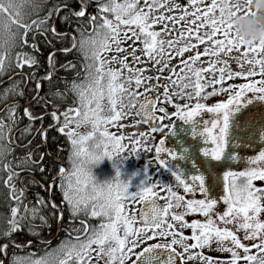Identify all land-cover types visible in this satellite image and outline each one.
<instances>
[{
	"label": "snow or ice",
	"instance_id": "6c2138e0",
	"mask_svg": "<svg viewBox=\"0 0 264 264\" xmlns=\"http://www.w3.org/2000/svg\"><path fill=\"white\" fill-rule=\"evenodd\" d=\"M90 3L91 0H80L79 3L64 0L63 3L49 8L43 20L23 22L22 9L25 4H30L35 11L43 6L42 0H0V72L5 69L10 50L17 45L27 47L31 38L32 48H36V32H47L45 24L50 19L57 18L52 13L64 12L67 15L62 19L69 22H91L93 25L91 35H82L80 40V49L86 56L88 50H91L92 63L88 65L87 82L71 83V91L79 100L78 106L68 107L60 113L64 119L60 122L59 131H66L72 145V168L69 170L61 167L58 174L60 183H56L57 176H52V187L46 191L52 195L56 187L60 188L73 218L79 213H84L86 216L100 219V223L91 229L82 221V232L80 228L73 229L79 233L77 236L66 237L60 245L45 250L38 258H33L32 253L24 256L14 255L8 260V264H98L101 260L104 264H128L129 257L132 256L135 259L131 260V264H195L196 261H199V264H238V261H243V264H264V218H261L264 217V187L258 188L253 183L258 178L264 180V146H261L264 145V35L255 41H245L235 34L232 26L236 16H257L264 13L251 8L248 0H211L208 3H203V0H188L186 5L182 0L179 3L172 0L170 5L169 0H153V3H146L148 11H144L137 0H96V15L88 13ZM73 4L74 8L70 7ZM154 7L165 10L183 9L180 19L187 18L190 7L194 20L189 23H196V28L204 31L200 34L189 29L188 32L182 31L181 37L190 35L195 36L197 43L206 42L204 54L209 57L218 54L228 57L235 50L237 55L232 58L241 66L240 70L233 72L228 68L227 59H210L207 68L196 67L195 63L182 60L184 74L175 73L173 68L172 72L177 78L171 80L169 77L173 85L179 86L178 89L174 88L170 93L166 84L151 85L152 90L163 87L164 102L159 107L157 100L161 93L158 91L155 99L151 95H143L137 100L142 94L132 88V81L134 80L136 88H139L142 81L151 77L141 75L144 68L130 67L124 53L131 55L133 62L140 63V56L136 55L139 49L142 57L154 62L152 71H156V64L163 68V61L170 59L164 56L165 45L169 51L177 47L176 38L165 39L167 24L159 31L152 30V26L158 23L175 22V16H165L163 11L154 15ZM100 14H103V19L97 23L96 21L101 19ZM108 14H111L113 19H109ZM13 25L16 26L15 31ZM121 31L125 33L123 38L119 35ZM52 32L61 37L62 41L67 40V32H59L55 27ZM129 32L131 37L135 38L133 44L136 41H140V44L122 49L121 39H130ZM113 44L118 55L104 59L101 54H106ZM75 46L73 37L72 48ZM188 46L189 43H182L178 52L183 53ZM72 48L65 47L61 53L71 55ZM175 54L176 52H173V55ZM200 56L201 53L197 52L189 56L188 60L195 62ZM48 59L49 65L44 68L47 75L35 80L31 89L37 92V96L32 100L38 102L43 99L38 95L43 84L53 78L54 54L49 53ZM109 61H118L120 67H108ZM16 62L21 68L18 74L22 77L25 76L23 66H31L33 78L36 77V68L41 67L35 58H24L22 53H17ZM61 67L72 69L73 66L65 62ZM209 70L218 72L219 75L205 82L204 74ZM257 73L261 77L258 80L255 79ZM232 75L245 77L246 82L228 84L227 88L217 87ZM24 83H27V80ZM20 84L21 81L11 82L0 90V102H3L0 112L4 113L0 116L2 140L9 139L13 124L17 121L18 105L14 97L24 95ZM125 84L128 86L125 87ZM209 84L213 87L211 91H206ZM189 88L192 91H185ZM149 92V88H144L145 94ZM217 93L221 94V98L214 103L202 102ZM52 95L60 97L62 93L57 91ZM125 95L131 98L128 107L139 103L137 114L143 115L144 123H159V127H150L147 132H140L136 138H129L132 153H136L141 147L146 152H151L154 147L155 156L149 159V163L154 159L158 164L154 183L148 164L131 172L122 169L123 161L119 154L128 149V144L123 142L126 137L123 132L117 135L108 130L124 115ZM105 97L108 102L107 115L104 114ZM181 97L184 103L179 102ZM193 97L195 103H192ZM32 100L26 102L28 106L24 108L23 114L29 119H42L43 114L41 117L33 116ZM164 103L172 104L175 111L169 112ZM52 106L55 110L50 115L57 119L59 109L56 105ZM157 111L160 115L156 114ZM202 112L211 114V118L203 119ZM167 117H179L185 124L191 125V136L199 135L205 144L211 142L210 148L199 147L203 159L197 154L196 147L191 151L187 147H182L180 151L174 147H165V136H161L158 143L149 142L152 132L164 128L168 129V133L176 134L171 125L161 123ZM196 117L199 119H194ZM81 120L91 125V130L85 134L76 130ZM71 124H75L76 128L69 127ZM123 127V124L119 125V129ZM27 130L25 127L22 131ZM141 137L144 138L143 144ZM227 143H231L233 147L225 153ZM237 146L253 150L259 147V151L254 156L245 158L238 154ZM9 151L11 149L7 144H0V159ZM162 154L166 155L162 157ZM104 157L112 160L115 175L106 181H96L91 173V166ZM209 157L211 159H207ZM242 159H247L248 166L241 171L231 170V167L223 171L222 194L215 195L219 184L213 183L211 176L206 180L209 169L205 164L214 169L223 168L227 161ZM178 161L186 163L181 166ZM21 162L28 165L35 163L31 160V153H26ZM17 166L19 167V162ZM4 168L8 173L4 183L10 185L9 195L12 201L16 202V206L10 204V215L5 213L0 217V236L11 241L13 237L10 233L18 228H43L48 225L50 219L58 225L64 223L63 209L55 203L50 205L51 216L47 213L41 214V209L35 206L29 208L27 204H24L23 212L18 211L19 202L24 197V189L21 188L20 195H16L17 186L14 181L20 177V173L14 172L11 164H5ZM161 169L170 174L167 182L159 175ZM41 171L45 169L42 168ZM23 182L21 179V184ZM133 188L135 190H132ZM174 188H182L185 194L198 191L203 198L185 199V196ZM45 199L37 194L36 203L47 208L49 205L45 204ZM218 199L226 205L223 211L216 210ZM160 200L164 203H159ZM132 203L141 205L138 214L135 208L131 212L128 211L126 205ZM185 212L199 213L203 219H193L189 223L185 220ZM29 217L38 218L40 223H33ZM187 228L191 229L192 243H187L188 238L184 234V229ZM121 230L123 234H120ZM240 230L243 231V239L247 243L241 242L238 235ZM213 244L218 251L231 255L221 260L196 251L198 248H210ZM11 246V243L0 244V254H6ZM177 247L182 251H178ZM250 249H255L256 252ZM0 264H4V261L0 260Z\"/></svg>",
	"mask_w": 264,
	"mask_h": 264
},
{
	"label": "trees",
	"instance_id": "16d2710c",
	"mask_svg": "<svg viewBox=\"0 0 264 264\" xmlns=\"http://www.w3.org/2000/svg\"><path fill=\"white\" fill-rule=\"evenodd\" d=\"M43 6L35 11L32 9L30 4H25L22 9V18L23 22H30L31 20H43L45 15L48 13V9L56 5L57 3H63L64 0H42ZM80 0H74V3H79ZM96 0H91L87 11L89 14L96 15L95 11ZM70 7L74 8V4L70 5ZM53 16L57 18L55 20H49L45 24V28H47V32L45 31H37L36 32V48H32L33 40L29 38L28 46L22 47L17 45L13 49L10 50L8 59L6 61V66L4 71L0 72V90L7 87L11 82L21 81L20 89L23 90V96H15L14 99L17 101L18 105V113H17V121L13 124L11 135L8 140L0 139V144H7L8 148L11 151L7 152L3 159H0V217H2L5 213H9V205L16 206V202L12 201L10 192V185L4 183V181L8 178L7 170L4 168L5 164H11L14 172L22 173L29 169L33 172V175L37 178V166L36 165H28L21 162V158L25 156L26 153H31V160L38 161L41 159V156L44 155L43 142H42V134H46V149L48 151L47 155H44L42 159L45 161H52L53 158L59 159L61 161H71L70 160V151L67 153L60 152L54 148L53 141L55 138H61V134L56 133V127L53 126L54 119L50 115V113L55 110L52 105L54 102H58L62 98L65 97L64 93L67 92L68 83L71 80V77L68 79L65 77L66 74L73 73V71H66L61 67V64L68 60L69 58L77 57L82 61L86 62L87 66L92 63V60L85 55L84 51L80 49V40L83 37H88L93 31V25L91 22L84 21H72L69 22L67 19H62L67 14L61 12L59 14L52 13ZM101 15V19L97 20V23L102 22L103 14ZM109 19H113L111 14H108ZM13 30H16V26L13 25ZM53 27L57 29L59 32H67L68 37L66 41H62L61 37L54 35L52 32ZM134 27V26H133ZM35 29V25L33 26ZM22 32V30H21ZM73 37L77 42V47L72 50L71 55H64L61 53V50L65 47L70 48L73 44ZM90 50V49H89ZM88 50V52H89ZM17 53H22L24 58L29 56L35 58L37 62L41 65V67L36 68V77L33 78L31 75V66L25 65L23 66L25 76H20L18 73L21 71L20 66L16 62ZM49 53L54 54V59L52 63L54 64L53 68V78L50 82H45L42 86V89L39 91V97L43 98L41 101L32 100L33 97L37 96V92L31 91L34 87L35 80H39L41 77H45L47 73L44 71L49 65ZM27 80V83L24 81ZM57 91L62 93V96L57 97L52 95V93H56ZM32 100L33 108L32 114L34 117H41L43 114V118L29 119L28 116L23 114V110L27 107V101ZM0 108H3V102H0ZM4 113L0 112V116H3ZM27 127V131H22ZM45 128V132H44ZM33 150H32V149ZM32 150V151H31ZM19 162V167L17 166ZM51 168V167H50ZM49 170V168H46ZM58 171V166L53 164L52 169L48 171L45 175V178L48 180L52 176H54ZM32 175V176H33ZM33 176V177H34ZM18 178H15V184L17 186L16 195L19 196V184L17 182ZM46 180V181H47ZM25 187H28L29 184L33 181L30 178H24L23 180ZM36 196L32 197V201L27 202L30 198V195L27 192H24V197L19 202L18 211L22 212L24 204H27L29 208L36 206ZM40 196V195H39ZM40 197H45V191L41 194ZM33 223L37 222V218L33 219L29 217ZM36 233H39L38 235ZM13 237L11 241V247L7 250L6 254H3L5 258L8 260L14 255L24 256L28 253L33 254V258H38L43 252L49 248H55L53 243L44 244L41 242L42 239H49L52 236V233L47 234L42 232L40 229H29L28 227H24L21 230H15V232L10 233ZM4 236H0V244L4 243ZM31 241V243H29ZM23 244H26L22 246ZM19 246V247H18ZM1 257V255H0ZM1 260V258H0ZM8 264V262H7Z\"/></svg>",
	"mask_w": 264,
	"mask_h": 264
},
{
	"label": "flooded vegetation",
	"instance_id": "af4514ba",
	"mask_svg": "<svg viewBox=\"0 0 264 264\" xmlns=\"http://www.w3.org/2000/svg\"><path fill=\"white\" fill-rule=\"evenodd\" d=\"M170 2L171 1L169 0V5L171 4ZM178 2H181V0H178ZM182 2L186 5L188 3V0H182ZM208 2H211V0H203V3H208ZM200 6L202 7V4ZM188 9H190V7ZM193 19H194V17H193ZM198 30H199L200 34H202L204 31V29H198ZM121 33H124V32L121 31ZM128 34L131 35V32H129ZM188 36H190V35H188ZM184 37L179 38V41H180L179 46H181L182 43H185ZM190 37L193 38L194 36H190ZM133 39H135V38L133 37ZM169 39H172V38H169ZM136 42H137V45L140 44V41H136ZM75 45H76L75 46V48H76L77 47L76 40H75ZM205 46H206V42L202 44V43H197V41H196L194 48L191 49L192 53H190L188 48H185V51L183 53H180V60L183 59V61H186L187 63H195L196 67L207 68L208 62L210 61V59H217V60L227 59L228 60V64H227L228 68H231L233 70V72L240 70L241 66L238 65L236 60L232 58L233 56L237 55L235 50H233L232 53L229 54L228 57H224L223 55H219V54L215 57H209L207 54H204ZM141 47H142V45H141ZM70 48H72V46ZM75 48H72V50H74ZM138 52L140 53L139 49H138ZM168 52L170 53V51H168ZM197 52L201 53V56L199 58H202V60L199 61V58H198V60L195 62L189 61L188 57L195 55ZM172 54H173V52L171 53L170 59L167 60V62L169 64L170 63L174 64L176 62V60L173 59L174 57L172 56ZM176 57H177V55H176ZM65 62L71 63L73 67H72V69H68V68L64 67V69L66 71H73V73H69V74L65 75V77L67 79L69 77H71V80L68 83L69 84L68 85L69 90L67 92L65 91V93H64L65 97L62 98L61 100H59L58 102L53 103L56 105V108L59 109L57 119H54V127H56L55 131H56V133L61 134V138H59V139L55 138V140L53 141V144H54V148L56 150H58L60 152L67 153L68 151H70L71 142L68 139L66 131L65 132L59 131L60 122H62L64 119V117L62 115H60V113H63L65 111V109H67L68 107L75 108V106H76V94L71 91V83L73 81H75V82H81L83 80L86 81V73L89 71V69H88L86 62L82 61L81 59H79L77 57L69 58ZM65 62H63L62 64H65ZM127 62L130 63L131 59H128ZM138 67L141 68L140 66H138ZM217 67H219V65H217ZM183 68H184V65L181 66V69L178 70L176 73L183 75L184 74L182 72ZM169 75L171 76V72L169 73ZM218 75H219L218 72L213 73V72H211V70H209L207 73L204 74V81L205 82L210 81L214 76H218ZM176 78L177 77L175 74L171 76V80H175ZM260 78H261L260 74L257 73V75L255 76V79L258 80ZM193 79H194V77H193ZM246 79L247 78H245V77H237L235 75H232V76H229L227 80L222 81L221 85H217V87L223 86L224 88H227L228 84L237 85L239 83L246 82ZM171 80H169V82H168V85H170V86L173 85L171 83ZM175 86L179 87L178 85H175ZM212 87H213V85L209 84L206 91H211ZM185 91H192V89H190V88L185 89ZM146 95H152V96L156 97V94H146ZM220 98H221V94L217 93L215 96H211V97H208L206 100H202V102L211 104ZM225 98H226V95H225ZM139 99H141V98H139ZM180 99H182L183 103L185 102L182 97ZM193 101L196 102L194 97H193L192 103H194ZM162 102H164V99L159 98L157 100V106L161 105ZM164 106L167 108V110L169 112L175 111V108L173 107L172 104L164 103ZM138 107H139V103H137V109H138ZM137 109L132 116L133 117L132 125L135 127V129H137V133H138L137 136L139 135L140 132H147V130L150 127H153V126L159 127V123H155V125L153 122L147 123V124L144 123V121L137 114ZM156 114L160 115V113L158 111ZM202 116H203V119H205V120H209L211 118V114H206V112H202ZM194 119H199V117H196ZM137 122H139V123H137ZM161 123H163L165 125H171V127L175 130L176 134L172 135L171 133H168L167 128H164V129H161L160 131L152 132L150 137H149V142H151L153 144L157 143L156 142V136H154V135L157 134V132H158L161 134V136H165V147H174V148H176L177 151H180L182 147H187L189 149V151H191V149L193 147H196V152L202 159L204 157H203L202 153H199V147H203V146H207L209 148L211 147L210 141L207 144H205L203 141V138L200 137L199 135L191 136L190 135L191 125L185 124L184 121L179 119V117H167ZM44 132H45V128H44ZM161 136H160V138H161ZM140 140L142 141V144H143L144 138L141 137ZM177 141H182L183 143L178 144ZM42 142H43L44 155H47L48 157H50L48 155L49 153L46 149V134L44 135V133L42 134ZM141 149H142V151H141L142 154H140L141 160H137V164L135 163L134 168H131V171L136 170V169H141L145 164H148L150 175H152V182L154 183L155 182V175L154 174H156V168L158 167V164L154 159H152L151 162L149 163V159L154 158L155 149L153 147V150L151 152H146L143 149V147H141ZM224 151H225V148H224ZM258 151H259V149L256 150L255 153L251 156H254ZM130 154H131V157L136 158L134 153L130 152ZM44 155L41 156L40 160L34 161L35 163L31 164V165L37 166V171H36L38 174L37 178L33 175L32 171H30L29 169H26V171H23L22 173H20V177L18 178L17 182L19 184V190L21 188H23L24 192H27L30 195V198L28 199L27 202L32 201V197L35 196L36 194H39L41 196V194H43V192L45 191V198H46L45 204L49 205V207L45 208L42 205L36 203L37 208L41 209V214L47 213L48 216H51L52 212L50 209V205L53 203L59 205L63 209V213H62V218L64 220L63 224L58 225L57 222H54L53 220L50 219L48 221V225L44 226L43 228H38L44 233H47V234L52 233V236L49 239H42L41 242L46 244V245L53 243V246L56 248L58 245L61 244V242L66 237L72 238V237H75L79 234L78 232L73 231V229L80 228L81 232L83 231V228L81 225L82 221H83L84 225H87L89 227V229H91L92 227H94L100 223V219L97 217L86 216L84 213H79L75 216V218H73V214L68 209L67 202L64 201L63 192L58 187H56L54 189V193L52 195H49V193L46 191V189L52 187V183H51L52 177L47 180L45 178V176H46L45 174L52 169L53 164H56L58 166V171L55 174V176H57L56 183L59 184L60 183L59 177H58L59 169L61 167H63L65 169L71 170L72 161H66V160L61 161V160H59V159L57 160L55 158H53L52 161H45L44 159H42ZM165 155L166 154H162V157ZM248 156L249 155H247V153L244 155L245 158ZM207 159H211V158L209 157ZM222 159H223V157H222ZM54 162H56V163H54ZM178 162L181 164V166H184L186 163L184 161H178ZM214 163H219V162H214ZM247 166H248L247 159L230 160V161L226 162L225 167L215 168V169L211 168L206 163L205 167L209 169L208 173H206V180L208 179V176H211L212 182L219 184L218 190L216 191V193H214L215 195L218 196L219 194H222V189H223V175L222 174H223V171L228 170L229 167H231V170L241 171ZM47 167L49 168V170L46 169ZM197 167H199V165H197ZM42 168L45 169V171L42 172L41 171ZM91 173H92V175L96 181H106V180L111 179L115 175V169L113 167L112 160L108 159L107 157L102 158L99 162H97L91 166ZM159 175H160L161 179H163L164 181L167 182L169 180L170 174L165 173L163 171V169H161V172L159 173ZM27 177L33 181L29 184L28 187H25L24 183L21 184V179L24 180V178H27ZM132 190H135V189L133 188ZM174 190H178L181 195L185 196V199L203 198L202 194L198 191L195 193L185 194L183 192L182 188H180V189L174 188ZM19 195H20V191H19ZM158 202L161 204L164 203L163 200H160ZM126 207H127L129 212H131V210L133 208H135L137 211V214H138L140 211L141 205L138 203H132V204L126 205ZM224 207H226V205H224V202L222 200L218 199V203L216 205V210L223 211ZM23 209H24V207H23ZM184 215H185V220L189 223L193 219H203V217L199 213L185 212ZM261 218H264V217H261ZM39 223H40L39 219L37 218V222L35 224H39ZM17 230H21V229L18 228ZM120 234H123L122 230H121ZM184 234L188 238L187 243H192V241H191V229L190 228L184 229ZM238 235L241 237L242 243H247V241H245L243 239L244 233L242 230H240L238 232ZM150 242H155V241H150ZM4 243H10V242L4 241ZM253 243H255V241H253ZM24 245L25 244H23L22 246H24ZM93 247L95 248V245H93ZM136 250H139V249H136ZM177 250L182 251V249H179L178 247H177ZM196 251L197 252H203V254L206 256L210 255L214 259H221V260L227 259L231 255L230 253H223V252L218 251L215 244H213L212 247H210V248H198V249H196ZM239 251L241 254H243L242 249H240ZM250 251L256 252L255 249H250ZM0 255H1L0 258H1V260L4 261V264H7L8 258H5V256L3 254H0ZM132 259H135V257L134 256L129 257L128 264H131ZM98 264H104V261L101 260L98 262ZM189 264H192V262H189ZM195 264H199V261H196ZM238 264H243V261H238Z\"/></svg>",
	"mask_w": 264,
	"mask_h": 264
},
{
	"label": "rangeland",
	"instance_id": "374dc122",
	"mask_svg": "<svg viewBox=\"0 0 264 264\" xmlns=\"http://www.w3.org/2000/svg\"><path fill=\"white\" fill-rule=\"evenodd\" d=\"M172 2V0H170ZM137 2L143 6V10L144 11H148V8L146 7V3H153V0H137ZM162 2V0H161ZM170 2V3H171ZM176 2H178V0H176ZM179 3V2H178ZM161 11L164 12V15L165 16H168V15H174L175 18H176V21L175 22H161V23H158L157 25H153L152 26V30H156V31H159V29L161 28H164L165 27V24H167V29L168 31L165 32L164 36H165V39H169V38H176V43H177V47L176 48H173L170 53L168 52V48H167V45H165V53H164V56L165 57H171V53L172 52H176L175 55L172 54V56L174 57L173 59L176 60V62L174 64H169L167 62L168 59H165L163 61V68L160 64H156L155 65V68H156V71H152V65L154 64L153 61H148L146 57H142L141 54L138 52V49L136 51V55L137 56H140V59H141V62L140 63H135L132 61V56L129 55L127 52L124 53V57H125V60L127 62L128 59H131V62L129 63L130 67H136V68H139L138 66H140L141 68H144V72L141 74L142 76L144 77H151V79H148V80H145V81H142V85L141 87L139 88H136L135 86V81L133 80L132 81V88L135 89L136 91L140 92L142 94L141 97H138L137 100L139 98H142L143 95H146L144 93V88H149L150 89V92L147 93V94H156V92L158 91L159 93H161L160 95V98L164 99L162 93H163V87H158L157 90H152L151 89V85H164L166 84L169 88V92L172 93L173 89H178V87H176L175 85H168V82H169V77H171L172 75H174L178 70L181 69V66H183V64H181V61L183 60H180V52H178V47L180 45V41H179V38L181 37V32H188L189 29H192L193 31H196L199 33V30L196 28V23H189V21H193V16L191 15L192 13V9H188V16L186 19H180V15H181V12L183 11V9H171V10H165L163 8L161 9H156L155 7L153 8L152 10V14L154 15H158ZM120 37L123 38L125 33H119ZM129 35V34H128ZM129 37H131V35H129ZM190 36L186 35L184 37V42L185 43H190L189 44V47L188 50L191 52V49L194 48L195 46V42H196V38L195 36L193 38H189ZM133 37H131L130 39L128 40H124V39H121V45L120 47L122 49L124 48H128L129 45H131L132 47H136L137 45V42H135V44H133ZM115 44H113L110 49L108 50V52L106 54L102 53V57L104 59H108L110 56H116L118 55V53L115 51ZM177 55V57H176ZM90 59H91V50H89L88 52V55H87ZM157 59H161L160 57H157ZM92 60V59H91ZM202 60V58H199V61ZM108 67H116V68H119L120 65L117 62H111L109 61V64L107 65ZM175 69V73L172 72V69ZM123 71H127V70H123ZM171 72V76L169 75V73ZM130 74V73H129ZM84 81V80H83ZM87 81H85L86 83ZM79 83V82H77ZM128 85L125 84V87H127ZM128 100H131L130 97H127L125 95L124 97V101H125V108H124V115L120 118L119 121L115 122L114 126H111L109 127V131L113 132L114 134H117L119 135L120 132H123L124 135H125V140L123 141L125 144H128V149H126L124 152L120 153V158L121 160L123 161V164H122V169L125 170V171H128V172H131V168H134V165L135 163L137 164V160H141L140 158V154H142V149H138L136 153H134V155L136 156V158H133L131 157V154H130V149L132 147L131 143H130V139L129 138H136L137 136V129H135V127L132 125V121H133V114L135 113L136 109H137V104L135 106H132V107H128L127 105V101ZM179 102L180 103H183L182 102V99L179 98ZM195 103V101H193ZM78 103H79V100H78V97L76 96V106H78ZM104 114L107 115L109 114L108 113V102H107V98L105 97L104 99ZM120 124H123L124 127L122 129H119V125ZM69 127H73V128H76V125L75 124H71L69 125ZM119 129V130H118ZM76 130L80 133V134H85L87 131L91 130V125H88L87 127H78L76 128ZM154 136H156V142L158 143L159 142V138L161 136L160 133L157 132V134H155ZM141 141V140H140ZM141 144H142V141H141ZM71 152H72V145L70 147V155H71ZM253 183L259 188V187H264V180H261V179H257V180H254Z\"/></svg>",
	"mask_w": 264,
	"mask_h": 264
},
{
	"label": "clouds",
	"instance_id": "9594fccd",
	"mask_svg": "<svg viewBox=\"0 0 264 264\" xmlns=\"http://www.w3.org/2000/svg\"><path fill=\"white\" fill-rule=\"evenodd\" d=\"M249 6L253 9L264 13V0H248ZM233 31L235 34L243 38L245 41L258 40L261 35H264V14L257 16H236L232 21ZM125 104V101H123ZM131 100L127 101L130 105ZM87 127V122L81 120L79 127Z\"/></svg>",
	"mask_w": 264,
	"mask_h": 264
},
{
	"label": "water",
	"instance_id": "95a60500",
	"mask_svg": "<svg viewBox=\"0 0 264 264\" xmlns=\"http://www.w3.org/2000/svg\"><path fill=\"white\" fill-rule=\"evenodd\" d=\"M43 3V2H42ZM152 98L155 99V97L152 96ZM159 107V106H158ZM140 116V118L144 121V117L142 114H138ZM152 121H149V123H151ZM257 144L259 143V141L257 140L256 142ZM264 146V145H261ZM233 147V145L231 143H227L225 145V153H227L229 151V149H231ZM259 147H255V150H253V148H240L239 146H237V151L238 154L241 155L242 157H244V155L247 153V155L251 156L255 153L256 150H258Z\"/></svg>",
	"mask_w": 264,
	"mask_h": 264
}]
</instances>
